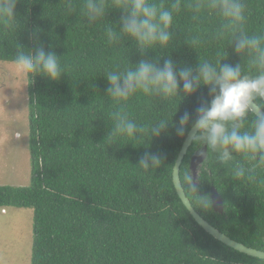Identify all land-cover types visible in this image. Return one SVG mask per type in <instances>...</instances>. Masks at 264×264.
<instances>
[{"label":"trees","instance_id":"1","mask_svg":"<svg viewBox=\"0 0 264 264\" xmlns=\"http://www.w3.org/2000/svg\"><path fill=\"white\" fill-rule=\"evenodd\" d=\"M162 2L167 6L171 0ZM245 2L247 30H264V0ZM69 3L75 6L69 9ZM81 3L18 0L10 20L0 17V62L13 63L18 53L34 52L38 39L67 65L57 81L36 73L26 76L30 182L26 187L0 186V209L33 211L30 264H264L212 238L181 203L172 171L185 138L177 137L174 128L169 125L170 135L159 138L142 133L131 140L111 138L113 113L126 111L140 126L170 115L173 102L133 96L123 108L114 104L106 93V69L135 65L141 53L127 37L107 41L105 26L119 31L121 9L109 7L89 26ZM219 24L214 16L193 19L184 8L169 29V47L149 50L143 58L160 57L162 66L171 56L178 67L195 68L202 58L221 55V64L240 63L247 73V58L233 52L234 43L213 38ZM193 38L199 44H190ZM207 100L208 89L199 88L178 101L172 121L185 111L194 115ZM202 147L191 144L180 165L186 197L184 175L191 176L190 158ZM145 152L160 155L161 166L139 170L137 162ZM234 167L235 161L221 165L212 155L199 166V194L210 196L214 187L222 213L189 201L219 232L264 252V172L254 181L247 176L237 180Z\"/></svg>","mask_w":264,"mask_h":264},{"label":"clouds","instance_id":"2","mask_svg":"<svg viewBox=\"0 0 264 264\" xmlns=\"http://www.w3.org/2000/svg\"><path fill=\"white\" fill-rule=\"evenodd\" d=\"M17 2L0 0V17L5 22L12 18ZM74 6L72 3L67 5L69 9ZM79 7L89 26L100 21L109 7L121 9L119 31L113 26H105L107 41L111 43L119 37H127L141 53V59L135 65L106 69V93L114 104L123 108L133 96H158L173 102L170 115L140 126L126 111L113 113L111 138L131 140L137 133L159 138L170 135L167 132L170 125L177 137L187 138L197 148L206 146L207 152L199 151L198 156L212 155L216 162L225 166H231L235 161L233 175L237 180L247 176L249 181H254L264 172V30L251 33L247 30L245 0H191L190 3L171 0L167 6L162 0H83ZM184 8L191 10L193 19L204 15L219 19L213 38L234 43L233 52L247 58V73L240 63L221 64L224 58L221 55L202 58L195 68L178 67L171 56L163 60L162 66L160 57L143 58L149 50L169 47L172 39L169 29ZM199 42V38L189 41L192 45ZM13 63L24 76L36 73L50 81L59 80L67 70V65H62L55 52L45 51L38 39L34 52L18 53ZM201 87L208 89L207 102H202L194 115L185 111L178 121H172L178 101ZM162 163L160 155L145 152L139 157L137 167L147 173ZM176 180L173 175V181ZM261 183L264 184V180ZM183 184L187 186V198L197 208L211 210L210 196L199 194L200 186L187 173Z\"/></svg>","mask_w":264,"mask_h":264},{"label":"rangeland","instance_id":"3","mask_svg":"<svg viewBox=\"0 0 264 264\" xmlns=\"http://www.w3.org/2000/svg\"><path fill=\"white\" fill-rule=\"evenodd\" d=\"M26 76L0 62V186L30 182ZM33 211L0 209V264H30Z\"/></svg>","mask_w":264,"mask_h":264},{"label":"water","instance_id":"4","mask_svg":"<svg viewBox=\"0 0 264 264\" xmlns=\"http://www.w3.org/2000/svg\"><path fill=\"white\" fill-rule=\"evenodd\" d=\"M189 135H191V132H189ZM190 143L188 142L187 138L184 139L181 148L178 152L177 158L175 160L173 171H172V182L175 189V192L180 199L183 206L186 208V210L189 212L193 220L196 222V224L201 227L208 235H210L212 238L217 240L218 242L222 243L223 245L241 253L245 254L249 257L257 258L260 260H264V252L259 251L253 248L246 247L226 235L219 232L216 228H214L211 224H209L206 220H204L192 207L189 199L186 197V194L184 192V189L180 182L179 177V171H180V165L182 163V160L190 147ZM199 151H207L206 146H203L200 150L194 152V154L191 156L189 161V170L192 176V179L196 182L197 176H198V170L199 166L203 163L205 160V157L198 156L196 153ZM173 175L177 177V180L173 181ZM210 199L212 201V208L217 213L223 212V202L220 197V195L217 193L216 189L214 187H211L210 189Z\"/></svg>","mask_w":264,"mask_h":264}]
</instances>
